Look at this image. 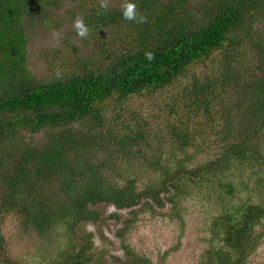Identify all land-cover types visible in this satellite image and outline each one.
Instances as JSON below:
<instances>
[{"label":"trees","instance_id":"1","mask_svg":"<svg viewBox=\"0 0 264 264\" xmlns=\"http://www.w3.org/2000/svg\"><path fill=\"white\" fill-rule=\"evenodd\" d=\"M132 2L145 23L124 20L121 0L107 10L80 0L94 40L87 62L68 77L41 80L26 65V32L46 25L60 0H0V215L15 214L23 230L45 235L62 225L72 234L99 220V206L154 212L193 177L264 165V0ZM175 83L169 100L145 115L123 105ZM210 135L212 158L189 166L196 138L204 144ZM145 166L149 181L138 188L135 174ZM217 187L231 203L209 223L217 244L202 264H245L264 198L236 199L228 181ZM89 248L81 244L62 264H94ZM122 249L120 264H152L123 242Z\"/></svg>","mask_w":264,"mask_h":264},{"label":"rangeland","instance_id":"2","mask_svg":"<svg viewBox=\"0 0 264 264\" xmlns=\"http://www.w3.org/2000/svg\"><path fill=\"white\" fill-rule=\"evenodd\" d=\"M85 1L90 8L94 7L93 3L100 2ZM79 2L60 0L59 6L53 7L46 25L42 21L36 22L26 32V65L38 79L56 77L54 72L57 69L62 77H68L83 69L82 63L87 62L86 57L92 51L90 48L94 40L74 36L73 21L81 14ZM53 29L61 33L58 43L52 36ZM166 90L176 91L177 83L148 98L131 97L123 105L145 115L147 110L144 108L162 106L169 100ZM200 123L195 120L190 122L192 128L208 136L206 125ZM211 138V135L205 138L204 144L196 138V148L189 150L194 154L189 166L212 158L216 148L209 142ZM165 150L163 157L168 155V150ZM150 174L151 170L146 166L135 174L138 188L148 183ZM218 181L232 183L236 199L251 195L256 202L264 198V165L257 169L234 163L228 170L207 181L205 175L201 179L193 177L185 181L181 185L184 191L173 198L174 203L165 201L162 207L154 208V212L139 206L119 210L110 205L99 206V220L79 224L72 234L62 225H56L45 235H39L31 229L23 230L15 214H1L0 262L62 264L70 261L78 246L83 244L90 245L87 254L92 263L120 264L124 260L123 242L132 251L149 258L152 264H202L204 252L217 244V240L210 237L209 223L231 203L226 193L217 187ZM170 192L173 194L174 191ZM86 234H90L91 238L87 239ZM252 235L255 237V248L248 253L245 264H264V221L253 226Z\"/></svg>","mask_w":264,"mask_h":264},{"label":"clouds","instance_id":"3","mask_svg":"<svg viewBox=\"0 0 264 264\" xmlns=\"http://www.w3.org/2000/svg\"><path fill=\"white\" fill-rule=\"evenodd\" d=\"M99 6L104 10H107L110 7L108 0H100ZM120 11L124 20L135 22L136 24H142L147 21V18L138 11L137 5L132 2V0H121ZM73 29L81 39H86L89 36V28L84 23V18L82 16H76L73 21ZM52 36L58 43L61 33L56 29H53ZM145 58L151 61L154 57L151 52L146 51ZM54 75L57 79L62 77V73L58 69L54 72Z\"/></svg>","mask_w":264,"mask_h":264},{"label":"flooded vegetation","instance_id":"4","mask_svg":"<svg viewBox=\"0 0 264 264\" xmlns=\"http://www.w3.org/2000/svg\"><path fill=\"white\" fill-rule=\"evenodd\" d=\"M86 236H87V239H90L91 238V235L90 234H86Z\"/></svg>","mask_w":264,"mask_h":264}]
</instances>
